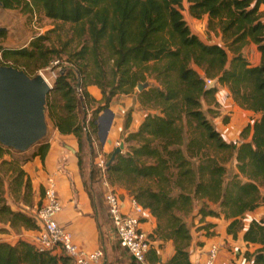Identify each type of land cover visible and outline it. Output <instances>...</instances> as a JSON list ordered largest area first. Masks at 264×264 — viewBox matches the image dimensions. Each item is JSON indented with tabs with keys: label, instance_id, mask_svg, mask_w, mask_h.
I'll use <instances>...</instances> for the list:
<instances>
[{
	"label": "trees",
	"instance_id": "obj_1",
	"mask_svg": "<svg viewBox=\"0 0 264 264\" xmlns=\"http://www.w3.org/2000/svg\"><path fill=\"white\" fill-rule=\"evenodd\" d=\"M1 3L3 9H19L26 14L38 7L47 18L73 25L80 37L87 35L89 44H82L72 55L74 62L79 60L75 64L79 74L76 85L70 83L71 72L58 74L46 97L45 111L61 134L75 136V154L83 179L81 155L84 146L90 157L96 155L93 144L98 142V114L116 94H130L138 83L145 85L138 98L141 106L150 111L135 132L124 136L125 143L134 144L106 164V175L110 184L125 189L152 215L156 221L155 238L173 242L174 254L163 264H191L188 252L191 233L181 215L193 212L194 200L199 203L196 211L199 221L205 216L223 217L229 221L226 233L233 237L242 228L244 214L264 205V12L259 8L264 0H1ZM183 11L193 19L207 16V29L217 25L224 46L203 42L189 28ZM3 35L5 30L0 31V37ZM41 39L39 36L20 49L0 48V65L16 67L29 75L28 63L47 52L40 45ZM249 42L256 45L260 55L256 65L242 52ZM86 57H90L93 65L87 72L82 64ZM148 77L155 85L148 87ZM205 79L226 87L237 106L254 114L241 128V141L237 145L226 142L202 110L203 100L218 106L217 87L206 86ZM90 85L99 89V100L90 95L87 89ZM52 94L62 101L60 109L56 99L50 98ZM129 121L127 115L125 126ZM34 147L31 155L19 161L14 156L22 152L0 145V171L5 167L9 172V193L26 206L31 205L32 191L22 165L34 156L43 160L48 143L43 138ZM211 150L229 151L236 167L231 177H227V159L220 161ZM93 166L89 164L88 183L83 182L95 210L101 203L96 201L98 195L94 196L92 189L99 173ZM139 179L152 180L154 187L135 186ZM40 203L33 210L13 209L6 202L0 172L1 223L14 230H37L34 213ZM212 227L210 223L201 225L206 236L212 235ZM243 240L257 245L252 254L244 253L251 264H264V218L249 222ZM66 258L60 253L39 250L23 240L14 244L0 241V264H60ZM129 261V264L136 262L131 256Z\"/></svg>",
	"mask_w": 264,
	"mask_h": 264
},
{
	"label": "crops",
	"instance_id": "obj_2",
	"mask_svg": "<svg viewBox=\"0 0 264 264\" xmlns=\"http://www.w3.org/2000/svg\"><path fill=\"white\" fill-rule=\"evenodd\" d=\"M259 8L264 12V4H261ZM200 20L202 26L205 27L207 16H203ZM262 21H264V16ZM218 38L220 40V36ZM212 43L218 44L217 42ZM243 55L252 65L259 63L260 55L256 49V45L252 42L249 43L246 51L243 50ZM214 85L217 87L215 98L220 105L222 113L226 117L224 124H221L220 127H215L226 142L237 145L241 141L239 137L241 128L250 122L254 114L249 110L237 106L226 87L220 86L216 82ZM87 89L94 99L99 100L101 98L100 91L96 86L90 85ZM106 109L112 114V120L104 142L101 143L98 140V146L97 143L93 144L98 157H105L112 153L120 142H123L124 148L127 147L123 140L124 136L127 133L135 132L146 113L150 111L141 106L137 95L134 93L116 94L112 97ZM127 115L130 116V121L125 126L124 121ZM47 143L48 148L43 160L39 156H34L22 165L25 175L31 184L32 202L30 206L20 204L26 211L33 210L42 200L45 179L48 176L53 177L56 183L57 194L62 203V210L57 215V221L68 231L71 241L81 250L91 252L97 248H101L104 253V258L98 264H106L107 253L104 249L105 244L101 236L102 225L99 212L97 208L94 210L87 190L84 187V179L81 176L75 154L77 150L76 138L73 134H61L56 128H53L48 135ZM115 191L122 206L126 208L128 199L130 198L127 191L123 188H118ZM11 207L15 210L20 209L15 204H11ZM260 218H264V205L244 214L242 228L233 237L226 233L228 220L223 217L215 218L205 216L200 221V224L210 223L213 225L210 228V231L213 233L211 236H203L201 234L202 237L198 238V244L191 241L188 248L191 264L202 261L203 250L211 242H217L219 244L220 261L222 262H226L230 258L242 255L245 252L252 254L257 248V245L246 243L243 240V233L251 220H259ZM2 226L8 233L0 232V236L3 237L0 241L11 244L16 243L18 240H23L28 243L33 242L35 230H26L23 228L13 230L8 224L3 223ZM155 226V219L145 210L142 216V229L148 234H153ZM108 235L113 236L112 229ZM173 254L174 246L171 240H157L153 243L151 250L146 254V264H163ZM154 257L156 258V263L154 262ZM248 261L247 264H251V259ZM60 264L73 263L66 258Z\"/></svg>",
	"mask_w": 264,
	"mask_h": 264
},
{
	"label": "rangeland",
	"instance_id": "obj_3",
	"mask_svg": "<svg viewBox=\"0 0 264 264\" xmlns=\"http://www.w3.org/2000/svg\"><path fill=\"white\" fill-rule=\"evenodd\" d=\"M183 15L191 31L193 33H196L203 42L205 43L217 42L221 46H224L221 40L220 33L217 29V25L214 24L213 27L214 29L208 30L206 26L205 27L202 26L200 20L201 18L197 20L191 19V17H189L187 12L185 11H183ZM0 27L6 28L5 35L0 37V48L20 49L23 47H28L30 41H33L39 36L43 37V39H41L40 41V45L44 50H47V52L43 57L36 56L35 59H33L28 63L27 69L30 70L31 72L29 74L30 76L36 73H41L49 81L50 85L53 86L54 80L56 79L58 74L71 72L70 83L74 86L76 85L77 80L79 79V74L76 70L75 64L79 63V60L77 61L75 60L74 62L72 55L80 49L82 44H87V45L89 44L87 35H83L82 37H80L78 34H76L73 25H71L70 23H64L61 21L47 18L43 14L41 9L38 7H34L32 11L28 14L22 12L19 9L8 10V9L0 8ZM218 36H220V40ZM249 43L242 48V52L243 50L246 51L248 49ZM55 60H57L56 64H54ZM0 61H2L1 56H0ZM20 64L24 65V61H20ZM82 64L86 65L85 66L86 72L91 71L93 69V65L90 57H86L85 62H82ZM109 67H110V63H108L106 66L107 71H109ZM146 81L148 83V87L155 85V82L151 77H148ZM132 93L136 94L138 98L139 91L137 90L136 87L134 88V91ZM50 98L56 99L55 102L57 109H60L59 107L62 104V101L60 100L59 96L52 94ZM202 110L204 111L205 115L213 123L214 126L220 127L221 124H224V122H226L225 114L222 113L219 104L217 107H215L212 104H210L209 101L203 100ZM87 113L89 114V111ZM88 117L89 115H87V119ZM46 122H47L48 132L46 138L44 139H46L47 141L48 135L50 134V132L54 127L52 125V122L49 119H47V117H46ZM188 132H190L189 129ZM186 136L184 138V141H186L187 139ZM129 144H134V142L126 143L127 146ZM125 149L126 147L123 148V150ZM34 150L35 147L32 146L29 150L22 152V154L15 155L14 157L17 160L21 161L23 158L31 155ZM211 153L213 155H216V157L220 159V161L221 159L224 158L227 159L226 160L227 162L225 161V166L227 168V177L228 178L231 177L232 173L236 171V167H235V160L229 157V151L211 150ZM93 156L95 157H90L86 146H84V152L81 155V167L83 169L82 173L84 174V180L86 184L88 183L87 174H88L89 164L92 163L94 165L93 167H95V161L96 158L98 157V155H93ZM104 159H107L108 161L109 160L108 155H106ZM0 172L4 182L6 202L9 203L10 205L11 204L18 205L19 208L24 209V207H22L20 204L21 203L20 200L14 199L9 193V183L11 181L9 172L5 171V167H2ZM101 176L102 175L99 172L98 176L96 177L97 180L94 181L92 184V189L95 192L94 196L98 195L95 197L96 201H98V203L99 202L101 203L100 207L98 208V212L102 225L101 236L105 244L104 249L107 253L106 264H129L130 263L129 254L119 245L117 239L114 236L108 235V233H110L112 229V226L107 216L106 207L103 200L105 190L101 185ZM136 185H150V187H154V183L152 182V180H148V179H139L135 183V186ZM111 186L112 188H114V190L120 188L117 187V185L111 184ZM198 206H199L198 201L194 200L193 212L184 213L181 215L183 220L186 222L188 228L190 229L191 241L197 244H198L197 242L198 238L202 237V235L203 236L205 235V230L201 228L202 224H200L201 222L198 220L200 216L196 212ZM0 232L8 233L7 230H5V228L2 226L1 222H0ZM2 238L3 237L0 236V239ZM150 238L153 241V243L158 240L157 238H155L154 234Z\"/></svg>",
	"mask_w": 264,
	"mask_h": 264
},
{
	"label": "built area",
	"instance_id": "obj_4",
	"mask_svg": "<svg viewBox=\"0 0 264 264\" xmlns=\"http://www.w3.org/2000/svg\"><path fill=\"white\" fill-rule=\"evenodd\" d=\"M57 60L54 61V64ZM41 74V73H40ZM42 75V74H41ZM43 76V75H42ZM44 77V76H43ZM46 82L49 81L44 77ZM206 86L214 84L213 79H205ZM77 91H80L76 87ZM106 159L98 157L95 166L101 173V185L105 190L104 204L112 226V234L129 255L139 264H146V254L151 250L153 241L151 234L142 227V216L145 209L134 199L129 198L126 208L122 206L116 191L112 188L106 176ZM62 210V203L57 194L53 177L48 176L43 184L41 203L35 211V219L39 228L35 230L33 244L39 250H47L54 254H63L73 264H98L104 258L101 248L91 252L81 250L71 241L68 231L57 221V215ZM244 253L230 258L226 262L220 261V246L217 242L209 243L203 250V259L196 264H247L249 262ZM250 264V263H248Z\"/></svg>",
	"mask_w": 264,
	"mask_h": 264
},
{
	"label": "water",
	"instance_id": "obj_5",
	"mask_svg": "<svg viewBox=\"0 0 264 264\" xmlns=\"http://www.w3.org/2000/svg\"><path fill=\"white\" fill-rule=\"evenodd\" d=\"M2 6L0 0V8ZM6 30L0 27V31ZM144 84L138 83L141 91ZM52 86L40 73L32 76L10 65H0V145L25 152L47 136L46 97ZM112 120L105 109L96 119L97 138L103 143ZM123 142L112 151L107 163L122 152Z\"/></svg>",
	"mask_w": 264,
	"mask_h": 264
}]
</instances>
